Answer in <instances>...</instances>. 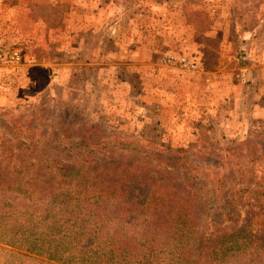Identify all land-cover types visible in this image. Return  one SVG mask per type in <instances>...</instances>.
I'll list each match as a JSON object with an SVG mask.
<instances>
[{
    "label": "rangeland",
    "instance_id": "1",
    "mask_svg": "<svg viewBox=\"0 0 264 264\" xmlns=\"http://www.w3.org/2000/svg\"><path fill=\"white\" fill-rule=\"evenodd\" d=\"M147 29L154 32L150 50ZM0 44L19 55V62L0 65L1 121L5 113L46 105L101 128L100 143L112 151L97 154L95 163H80L72 178L88 166L124 160L120 153L139 162L150 150L139 140L152 143L151 150L181 149L201 137L226 149L224 138L264 135V114L253 112L254 101L264 104V0H0ZM47 119L46 110L31 127H41V137L49 130ZM201 132L207 137H199ZM1 135L9 137L0 127ZM79 149L72 152L77 163ZM190 157V164H200ZM76 207L65 216L70 226L64 233L99 231L109 219L93 196ZM2 231L7 234L0 222ZM18 248L0 236V264H67L52 259L50 251L48 256ZM85 259L75 254L70 262L86 264Z\"/></svg>",
    "mask_w": 264,
    "mask_h": 264
},
{
    "label": "trees",
    "instance_id": "2",
    "mask_svg": "<svg viewBox=\"0 0 264 264\" xmlns=\"http://www.w3.org/2000/svg\"><path fill=\"white\" fill-rule=\"evenodd\" d=\"M44 109L49 130L41 137L42 128L31 127ZM56 112L46 105L28 107L0 120L9 134L0 137V222L7 231L0 236L23 251H50L52 259L67 264L75 254L86 264H264V135L224 138L226 149L202 140L204 132L200 143L181 149L151 150L152 143L139 140L150 149L139 162L120 153L124 160L103 168L87 165L72 178L82 164L112 150L100 143L97 123ZM75 137L79 143H72ZM77 147L79 163L72 157ZM190 156L200 164H190ZM91 196L108 210L106 225L82 234L71 226L64 233L69 209ZM74 240L79 242L73 247Z\"/></svg>",
    "mask_w": 264,
    "mask_h": 264
},
{
    "label": "crops",
    "instance_id": "3",
    "mask_svg": "<svg viewBox=\"0 0 264 264\" xmlns=\"http://www.w3.org/2000/svg\"><path fill=\"white\" fill-rule=\"evenodd\" d=\"M112 23H114V21H109V22H107V21H105L104 22V24H103V26H105L106 28L109 26H111L112 25ZM147 33H148V40H147V46H146V48L148 49V50H150V46H151V42H150V37H151V34H153L154 32L153 31H151L150 29H147ZM132 40H134V39H132ZM138 42H140V38H139V40L138 41H136V43H138ZM137 49H141V48H137ZM137 54H139V53H137ZM137 54H135V55H133V57H135V56H137ZM139 59H140V57L138 58V59H136L137 61H138V63H140L139 62ZM246 83H247V81H246ZM254 103V110H253V112L254 113H257V115L258 114H264V104H261V102L260 103H257L256 101H254L253 102ZM186 105H189L188 103L186 104ZM257 106L259 107V108H263V109H260V110H258L257 112H256V110H257ZM206 110H209V111H213V110H215V107H213V106H211V107H208V106H206ZM260 120L261 119H263L264 120V117L263 118H259Z\"/></svg>",
    "mask_w": 264,
    "mask_h": 264
},
{
    "label": "built area",
    "instance_id": "4",
    "mask_svg": "<svg viewBox=\"0 0 264 264\" xmlns=\"http://www.w3.org/2000/svg\"><path fill=\"white\" fill-rule=\"evenodd\" d=\"M171 58H173V57H169V59H171ZM5 62L17 63V62H19V55L15 51L8 53L6 51V49L0 44V65L4 64ZM179 63L186 66V60L185 59H180Z\"/></svg>",
    "mask_w": 264,
    "mask_h": 264
}]
</instances>
